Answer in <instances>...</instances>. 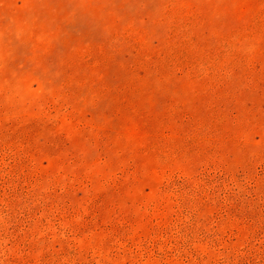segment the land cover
Returning <instances> with one entry per match:
<instances>
[{"label": "rangeland", "instance_id": "374dc122", "mask_svg": "<svg viewBox=\"0 0 264 264\" xmlns=\"http://www.w3.org/2000/svg\"><path fill=\"white\" fill-rule=\"evenodd\" d=\"M0 264H264V0H0Z\"/></svg>", "mask_w": 264, "mask_h": 264}]
</instances>
